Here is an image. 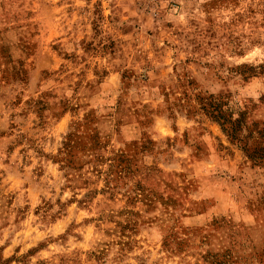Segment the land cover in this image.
I'll list each match as a JSON object with an SVG mask.
<instances>
[{"label": "clouds", "instance_id": "9594fccd", "mask_svg": "<svg viewBox=\"0 0 264 264\" xmlns=\"http://www.w3.org/2000/svg\"><path fill=\"white\" fill-rule=\"evenodd\" d=\"M0 264H264V0H0Z\"/></svg>", "mask_w": 264, "mask_h": 264}]
</instances>
